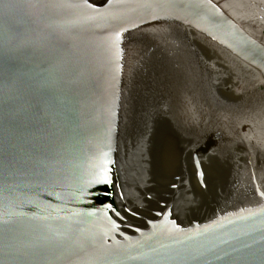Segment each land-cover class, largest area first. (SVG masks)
Masks as SVG:
<instances>
[{"label":"water","instance_id":"1","mask_svg":"<svg viewBox=\"0 0 264 264\" xmlns=\"http://www.w3.org/2000/svg\"><path fill=\"white\" fill-rule=\"evenodd\" d=\"M0 264H264V0H0Z\"/></svg>","mask_w":264,"mask_h":264}]
</instances>
